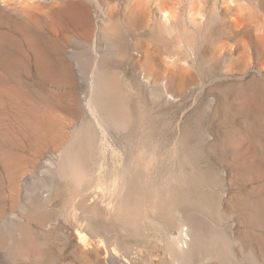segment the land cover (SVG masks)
<instances>
[{"label": "rangeland", "instance_id": "rangeland-1", "mask_svg": "<svg viewBox=\"0 0 264 264\" xmlns=\"http://www.w3.org/2000/svg\"><path fill=\"white\" fill-rule=\"evenodd\" d=\"M91 1H48L40 19L33 21L14 16L0 0V264H169L166 245L156 239L157 232L148 221L139 233L105 220L106 224L97 220L93 227L78 209L81 204L100 210L107 206V197L96 187V178L108 182L119 166L130 163L133 151L142 150L145 141L155 138L153 133H158L147 128L150 121L168 140L192 129L189 146L207 179L214 178L213 166H225L229 175L220 183L227 196L220 199L210 194L215 203L211 211H217L215 219L227 231L234 222L235 230L244 235L251 229L244 200L256 197L257 201L264 195V163L260 159L264 154V82L254 81L258 79L252 78L256 71L243 72V63L236 62L244 49V37L234 33L223 16L222 0H196L202 8L200 27L186 38L174 37V42L144 18L130 21L131 0ZM179 1L180 8L189 4L188 0ZM239 1L249 21L264 18V0ZM48 8L57 10L54 17ZM106 18H123L129 31L122 39H106L99 30ZM226 46H232L231 54H227ZM153 47L163 58L172 56L182 61L187 73L195 76V84L184 94L167 99L147 84L146 76L166 75L164 65L152 67L145 63ZM93 53L111 57L110 70L118 73L123 90L127 88L126 101L137 122L135 139L132 135L130 139L116 137L112 128L98 125L86 106L89 75L73 58L84 57V63H88ZM216 97L220 107L213 113L208 104ZM88 124L99 135L98 155L91 153L83 180L62 179L54 166ZM247 131L253 136H244ZM208 132L213 138L206 137ZM231 132L237 135L229 137ZM209 139L218 146L210 148ZM114 148L124 160L115 158ZM143 161L149 166L146 155ZM112 169L116 171L111 174ZM155 203L158 206L152 204L149 214L176 236L178 221L171 204L159 197ZM102 241L115 259L110 261L99 249ZM248 258V254H242V263L251 264Z\"/></svg>", "mask_w": 264, "mask_h": 264}, {"label": "bare ground", "instance_id": "bare-ground-1", "mask_svg": "<svg viewBox=\"0 0 264 264\" xmlns=\"http://www.w3.org/2000/svg\"><path fill=\"white\" fill-rule=\"evenodd\" d=\"M4 1V8L12 12L14 16H23L34 21L39 18L38 16L41 12H44L48 1L51 0ZM53 2H51V4L54 5ZM188 2V5L184 4V6L180 8L179 0H131L128 9V18L130 21H141L142 18L146 19L151 24L156 25V30L166 34V37L172 39L174 42V37L180 35L186 38V35L195 32L202 23L200 13L202 8L198 5L196 0H188ZM222 3L223 7L220 6V9L223 16L225 15L224 17L227 18L231 24L233 32L244 37V40L242 38V47L244 49L240 51V55L238 54L236 58L234 57L236 62L239 61V65H241L240 62L243 63V72L248 70L256 71L253 73L252 78L258 79L254 81H259V83L264 82V18L262 17L255 21H249L245 13V7L239 0H222L221 4ZM53 7L50 9H53ZM49 10L48 13L54 17L57 10L56 12L54 10ZM122 19L109 21L106 18V21L102 22L100 25L99 30H101V35L109 40L113 37L122 39L121 36L124 35L126 31H129L127 30L129 28H126V24ZM231 48L232 46L227 48V54L232 53ZM249 49H251V51ZM113 50L115 51V49ZM117 50L120 51V48ZM200 52L203 54L206 53L204 48H200ZM234 52L236 56V51ZM117 53L118 52H116V54ZM159 53L157 48H151L148 52V60H145V63L148 62L152 67L159 64L164 65L166 75H158L156 78L146 76L147 84L150 85V87H156V90L159 91V95L166 96L167 99L184 94L191 84H195V76L191 73H187L186 64L181 63L182 61L179 59H173L172 56L166 59ZM193 54L195 53L193 52ZM73 59L77 64H81L85 72L89 75L88 92L84 99H89L86 106L88 110L92 112V115H94L95 122L97 124L99 123L103 128H112L117 133L116 137L123 135L128 136V139H130L132 135V138H134L133 135L137 125L136 118L134 117V112L127 99L128 97L125 91L127 88L123 90L117 76L118 73L116 74L113 72L114 70L111 71L109 68L110 63L112 64L109 60L111 57L109 58L108 54L98 55L93 53L91 58H87L88 63H84V60H86L84 57L75 56ZM140 59L141 55L139 56V60ZM193 61L195 62V60ZM161 80H164V82L162 83ZM169 86L172 89L171 91H169ZM218 103V97H216V99H211L209 102L208 106L213 113L218 111L220 107L219 105L217 106ZM154 127H156L154 122L150 121L147 123V128L150 129V131L157 132L159 135L153 133L155 138L150 141H145L144 145L141 147L142 150L140 149L141 151H133L129 164H125L128 160L126 158L127 160L124 166L121 167L118 164L120 167L119 169L113 168L116 166L114 165L112 168L118 169L120 172L117 171V173H115L116 170L114 171L112 169L113 171H111V174L113 172L115 175L112 174L113 177H111L108 182L101 181L98 179L99 177L96 178L94 175L97 179L96 187H100L103 194L106 195L105 197H107L106 201H104L107 202V206L102 207L103 209L100 210V207L96 206L90 205L89 207L83 204L79 205L78 209L84 214L86 222L92 226L97 220H100L101 223H104V220L110 221L120 227L131 230L133 233H139L142 232L145 222L148 221L157 232L158 236L156 239L160 243L166 245V250L170 256L167 260L169 264H243L241 259L242 254L245 253L249 255L251 264H264V195L262 194L263 196H260V199L257 201L256 197H248L244 200L245 208L248 211L247 214L250 216V218H248V220L250 219V230L247 229V232L242 235L239 233L240 231L238 232L235 230V223L231 222V230L227 231L229 229L226 230L223 228L221 225L222 223L219 222L220 220L218 221L217 217V219H215L217 211L216 213L211 211V207L214 206L215 203L210 200L211 198L209 195L212 194V198L215 196L220 199L227 196L223 188L224 185H222L220 181L227 178L229 175L228 170L224 165L219 163L217 166L212 167L214 178H210V180L207 179L203 173L200 172L198 164L194 160V149L189 146V139L194 134L191 128V130H188V128L183 132L180 131L175 138L168 140V137L166 138L158 128L155 130ZM243 134L244 136H251L252 132L247 131ZM97 135L95 128L91 124H88L85 132L82 135L76 136L74 144L64 149L58 162L54 166V170L60 178H72L76 180L81 177L80 179L83 180L84 173L89 169L88 164L89 161H91L90 155L93 156L91 153L95 152L98 155L99 152L97 148ZM206 135L207 138H213L209 132ZM236 135L235 132H231L229 137H235ZM123 139L128 140L125 137ZM217 143L210 140L209 147L213 148ZM118 146H120V144H118ZM118 148L119 150H121L120 148L125 150L123 147ZM114 150L117 152L115 148ZM126 153L127 152H124V154H122L125 155ZM120 154L119 152L115 153V158L117 159V157L120 156L118 159H123ZM258 154L260 155V153ZM144 155H146L148 159L149 166H146L143 161ZM260 159L264 163V154L260 155ZM121 162L120 160V163ZM111 174L109 175L111 176ZM262 187V193H264V183ZM197 192L198 194L195 195ZM157 197L165 199L167 204H171L172 206V213L178 221L175 226L177 230L176 236L169 234V232L157 222V219L149 214V208L152 204L154 207L158 206L157 203H155ZM38 203H40V201ZM107 224H109V222H107ZM94 225L93 227H95ZM143 236H146V238L149 237L147 234H143ZM98 247L104 251V254L108 255L110 261L113 260L114 256L110 251L111 249H108L104 241H102L101 246ZM90 250H92V248Z\"/></svg>", "mask_w": 264, "mask_h": 264}]
</instances>
